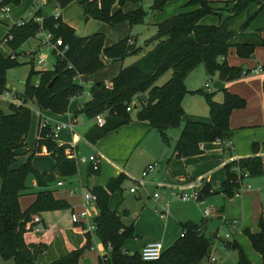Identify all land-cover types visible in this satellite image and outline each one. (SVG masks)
<instances>
[{"label":"trees","instance_id":"1","mask_svg":"<svg viewBox=\"0 0 264 264\" xmlns=\"http://www.w3.org/2000/svg\"><path fill=\"white\" fill-rule=\"evenodd\" d=\"M54 1L63 8L73 0ZM76 1L85 15L110 25L121 20L134 24L144 15L142 8L127 13H122L119 9L111 12L114 4L121 6L127 1L141 0ZM168 1L153 0L151 9L159 11ZM10 2L16 4L18 0H2L0 5ZM217 2L220 0H187L188 5H196L197 8L174 14L160 22L154 36L156 44L150 51L122 68L108 83L96 81L91 85L90 99L82 105L80 113L90 120L103 114L105 123L103 126L94 123L85 133L87 141L95 143L108 132L130 123L133 111L134 121L155 129L167 141V129L182 120L181 101L189 92L184 81L196 66L203 64L209 76L216 71L219 79L226 81L243 77L250 71L242 66H230L226 56L233 50L242 59L250 58L256 47L264 46L260 35L264 24L251 27L255 19L264 17V0H224L222 2L229 5L224 18L211 6ZM207 14L216 15L219 21L216 24L201 23V18ZM41 30L51 32L54 40L60 38L67 49L61 56L52 51L54 63L51 69L36 70L33 61L30 62L32 68L24 79L19 104L7 103L6 107H2L0 101V258L7 264H41L43 256L51 251L54 233L47 229L34 233L25 229L26 223L40 212L70 208L67 201L55 198L52 190L48 189L49 184L56 179L52 172H39L32 167L30 161L13 166L19 156L17 149L25 146L31 122V109L26 103L30 100L41 109L63 114L68 110L70 99L83 90L75 81L76 76L90 75L100 70L103 67L102 53L108 59L123 60L139 52V48L129 41L130 37L105 46V34L102 32L78 35L73 27L62 21L59 14L42 17L40 22L32 18L15 22L3 36L7 38L6 45L10 52L6 55L0 52V94L7 90L6 71L23 64L18 59L22 45L35 38ZM34 53L35 51L30 52V55L33 56ZM167 70L171 71L170 77L158 85V79ZM35 75L40 76L38 84L31 82ZM197 92L205 98L210 121H184L174 146L177 157L201 154L202 143L229 141L232 138L230 115L233 110L244 106L242 97L225 88L222 89L221 101L214 100L213 93L202 88ZM133 102L136 103V108H133ZM130 103L131 108L127 110ZM252 146V156L233 159L223 165L222 194L234 196L240 190L244 177L264 175V142L261 145L254 142ZM42 148L53 159L54 169L59 177L66 178L77 173V164L68 155L69 147L53 140L50 125L39 124L35 146L31 151L33 154L40 153ZM260 150L263 155H258ZM87 170L93 172L91 167ZM30 173L34 176L38 189L34 192V200L22 210L19 197L28 186L26 179ZM121 180L122 176L112 178L105 187L96 186L91 190L96 196L95 204L99 209V213L93 218L97 226L95 235L102 246L110 243L112 247L107 259L98 257L97 264H200L209 253L211 241V237L204 234V223H181L180 235L154 261H144L139 252L128 253L123 248L124 241L133 237V226L124 225L121 213L108 207L109 194L120 188ZM214 193V190L209 192L208 186H203L199 190V200ZM257 226L256 232L245 228L243 233L253 250L259 254L260 264H264V217L259 218ZM89 234L86 232L77 245H65L66 251L47 264H78L91 246ZM232 246L238 250L239 264H251L237 243L233 242Z\"/></svg>","mask_w":264,"mask_h":264},{"label":"rangeland","instance_id":"2","mask_svg":"<svg viewBox=\"0 0 264 264\" xmlns=\"http://www.w3.org/2000/svg\"><path fill=\"white\" fill-rule=\"evenodd\" d=\"M51 3L57 4L54 0H20L16 5L8 3L6 4L8 6V11L1 14L2 19L0 20L9 23L13 21H25L31 17L36 21L42 14L49 15L61 12L63 18L73 26L78 35H90L95 32H102L105 34V46H110L121 38L130 37L134 40L132 45L139 48L137 54L129 55L123 60H109L102 53L101 59L103 61V67L100 70L90 75H77L75 81L83 87V90L80 93V99H70L68 106V111L70 113L76 112L77 102H86L87 98L90 96V87L94 82L112 79L122 68L137 61L154 47L156 44L154 36L157 31V25L160 22L174 14L197 8L196 5H188L187 0H169L161 10L153 11L151 9L153 0H141L140 2L127 1L121 6L114 4L111 8V12L119 9L122 13H127L142 8L144 11L142 19L134 24H130L127 20H121L114 25H110L85 15L83 9L76 0L71 1L63 8L57 6L56 11L53 6H50ZM211 6L222 18L227 15L229 5L221 0ZM36 12H38L37 16ZM33 13L35 14L33 15ZM200 21L206 24H215L217 22V16L207 14L204 15ZM263 24L264 17L261 16L252 22L251 27L261 26ZM261 36L264 40V29L261 31ZM5 44L2 38L0 40L1 51L7 48L4 46ZM36 45L37 39H30L26 42L24 47L33 50ZM43 50L47 52L46 48H43ZM30 52L32 51L22 53L19 61L23 64L15 69L7 70L5 74V86L8 88V91L12 92V95L17 98H19V95L23 92L24 79L32 68L30 62L33 61L34 69L36 70H47L53 67L54 56L52 54L47 56L46 61L42 65H37L36 55L32 57ZM253 56L254 58L241 59L233 50L227 53L226 61L230 66H242L245 70H250L245 76L230 81L220 80L218 72L216 71L209 76L203 64L196 66L186 76L184 81L189 92L183 96L181 101L183 109L182 120L176 126L167 129V141H164L160 133L155 129H148L145 124L134 121L135 111H133L130 115L132 119L130 124L119 127L117 131L108 132L103 137L104 139L99 145V153L94 149L83 148L81 149L80 156H78V158H87L94 154H99L100 156H97L99 173L92 181L83 183L87 187L104 186L108 180L122 176L121 187L110 197L109 206L113 209L116 208L121 213L124 222L135 220L136 223L134 225L136 232H141L146 238L156 234H166L171 239H174L180 235V223L184 222V220H192L198 225L204 223V233L211 237V241L209 253L203 257L200 264H239L238 250L232 248L233 242L237 243L242 248L251 264H260L261 262L259 254L253 250L243 230V234L241 232H234L230 227V222L226 221V218H239L241 213L244 214L245 212L246 214V204L244 203L242 208L239 202L240 199L236 198L235 195L228 197L218 191L219 189L221 190V183L224 180L223 165L218 166V163L237 154H239V157L252 155V144L256 142L261 145L262 142H264V46L255 49ZM170 75V70L165 71L158 79L157 84H163ZM39 79L40 76L35 75L32 77L31 82L33 84H38ZM206 83L209 85V89L205 87ZM200 88L212 92L213 99L216 101L222 100V89L225 88L227 91L242 97L244 99V106L233 110L230 115L229 127L232 130V138L229 142L226 141L229 145L228 148L220 141H213L205 143L202 146L203 152L199 155L188 158L177 157L174 155V146L180 135L184 121H210L208 105L205 98L197 92ZM7 103L8 102H2V107H6ZM130 105L131 103L128 106ZM31 115V126H29L25 138L28 149L23 150L27 156H23V161L31 157L29 161L35 170H51V158L46 155L35 154L33 156L30 150L35 146L34 112H32ZM84 120L85 119L80 115L77 117V124L74 125V132L83 137L87 131L86 126H88L87 124H81ZM154 163H156L154 169L144 177L146 182L145 187L137 189L135 193L129 192L131 187H135V180L141 178V173L147 165ZM19 164H21V160L17 159L13 166L16 167ZM86 164L88 167H91L89 162H86ZM78 170L79 169H77V172ZM97 170H93V173ZM207 170L210 171L202 177L211 179L210 184L203 179L198 183L197 189L200 190L203 186H208L209 192L215 189V193L206 196L204 198V204L200 205L199 201L194 200L181 202L177 199L176 194L179 193L177 187L179 188V186L176 187V185H195L198 182L197 179H199L198 175L204 174ZM82 171L83 170L80 171V175L82 174L81 176H83ZM157 172L161 175L160 181H157L160 183V186H154L156 182L154 174ZM33 177L31 173L27 176L26 184L28 186L24 190L25 193H29L31 190L33 192L34 188L30 186ZM58 180H61V178H56L53 184H56ZM247 183L250 184L251 191L256 192V190L259 189L264 217V175L247 176L242 184L245 186ZM79 185L80 182L77 178L74 180L73 186L77 188ZM215 185L217 188H213ZM218 187L220 188L218 189ZM168 188L172 191L171 195L167 193ZM154 192L160 195L158 201H155L153 198ZM54 194L72 203V212L77 213L82 209V189H73V193L69 194V190L63 188L55 191ZM254 194L256 195V193ZM240 195L241 192L238 196ZM32 198L30 194L22 195L19 198L20 207L28 205ZM249 199H257V196ZM254 203L255 206H258L256 201H254ZM165 204L169 205L170 211L165 216H162L159 212L160 206ZM209 206L224 208V213L222 212L223 215L221 217L209 216L204 218L202 210L204 207ZM70 213V210L63 209L58 212L50 211L45 216L49 217L54 223H57L59 228L65 230L71 228V223L69 221ZM98 213L99 209L95 203L89 207V217L91 219L96 217ZM246 224L251 227L254 221L252 219L250 220L249 216H247ZM54 232L56 236L50 245L51 251L43 256L42 260H40L41 264H47L66 251L60 237V230L57 229ZM215 232L217 238L212 236ZM226 233L231 234V236L224 239L223 237ZM84 234L85 233L77 234L80 241L72 238L74 241H71V243L75 245L80 243L85 237ZM89 237L91 239V246L84 252L78 264L98 263V248L100 249L102 246L95 233H90ZM135 246L137 247V244L133 243L131 240L128 241L127 247L130 252H133ZM99 251H103V248ZM212 257L215 258V261L211 260ZM0 262L4 263L1 258ZM7 263L8 262L5 261V264Z\"/></svg>","mask_w":264,"mask_h":264},{"label":"crops","instance_id":"3","mask_svg":"<svg viewBox=\"0 0 264 264\" xmlns=\"http://www.w3.org/2000/svg\"><path fill=\"white\" fill-rule=\"evenodd\" d=\"M2 0H0V2H1ZM14 1V0H13ZM19 1L20 0H18V2L16 3V4H18L19 3ZM221 1H224V0H221ZM13 4V5H16L14 2H10L9 4ZM50 6H53V8L55 9V11H56V9H57V4H52L51 3V5ZM82 8V7H81ZM57 13H59V12H57ZM35 13H33V15H34ZM42 14V13H41ZM49 15H53V14H49ZM49 15H43L42 14V16L40 17V18H42V17H46V16H49ZM59 15H60V17H61V19H62V21L63 22H65L66 24H68V25H70V23L69 22H67L64 18H63V16H62V13L60 12L59 13ZM31 18V17H30ZM39 18V19H40ZM219 21V19H218V17H217V22ZM15 22H18V21H13V22H2L1 21V23H0V38L2 39L3 38V36L6 34V32L8 31V28L10 27V25H12L13 23H15ZM201 22V21H200ZM216 22V23H217ZM202 23V22H201ZM215 23V24H216ZM203 24H206V23H203ZM207 24H209V23H207ZM71 26V25H70ZM71 27H73V26H71ZM260 35H261V33H260ZM81 36H85V35H81ZM262 37V36H261ZM0 39V40H1ZM34 39H37V45H36V47H34L33 48V50L31 49V48H25L24 46L26 45V42L22 45V47H21V49H20V55L22 54V53H26L27 51H32V52H34L35 51V53H34V55L32 56V57H34L35 56V54L38 52V50H39V48H40V44H39V39H38V37L37 36H35V38H33V40ZM29 41V40H28ZM129 41L132 43H134V40L132 39V38H130L129 39ZM4 46H6L7 47V45L5 44ZM259 47H263V46H258V47H256L255 49H257V48H259ZM254 49V50H255ZM0 52L3 54V55H6V54H8L10 51H9V48L7 47V48H5L3 51H1L0 50ZM20 55L18 56V59L20 58ZM250 58H254V56H252V57H250ZM242 59V58H241ZM246 59H249V58H246ZM110 60V59H109ZM53 63H54V61H53ZM53 65V64H52ZM247 70H249V69H247ZM95 77V76H94ZM96 80H99V79H96ZM111 80V78L110 79H107V80H104V82L105 83H108L109 81ZM207 89H209V85H208V88ZM7 90H8V88H7ZM90 94V93H89ZM81 98V94H79V95H76V96H73L72 97V99H74V100H78V99H80ZM90 99V96H89V98H87V100L86 101H88ZM3 102V101H2ZM85 102L84 101H81V102H77V107H76V112H74V113H70L68 110H67V112H65V113H63V114H56V113H53V112H51V111H49V110H45V109H41V108H39L35 103H33L32 101H28V103H26V105H28L29 107H30V109H31V114H32V112H34V116H35V125H34V139H35V141H36V139H37V130H38V126H39V124L42 122V121H44L45 119H47L48 120V125H50L52 128L57 124V123H67V122H72V124H73V130L72 131H70L69 129H65V128H62V129H60L59 131H58V133H57V136L56 137H54L53 138V140L57 143V144H59V145H67L68 147H69V151H70V155L74 158V160H76L75 159V157H78V156H80V152H81V149H83V148H89V149H94V150H96L97 151V153H99V145H100V143L103 141V137L101 138V139H99V140H97L95 143H90L89 141H87V139L85 138V136L83 137V136H80L79 134H76L75 132H74V125L75 124H77V117L78 116H82L85 120L83 121V122H81V124L83 125V124H87L88 126H86L87 128V130L95 123V119H92V120H90V119H87L85 116H84V114H82V113H80V108L82 107V105L84 104ZM134 103V102H133ZM135 105H136V103H134ZM133 104V105H134ZM46 112H49V113H46ZM51 114H53V115H51ZM32 116V115H31ZM230 120V119H229ZM128 124H130V123H128ZM128 124H126V125H128ZM30 126H31V122H30ZM147 126V125H146ZM148 127V126H147ZM119 129V128H118ZM148 129H150L149 127H148ZM113 131H117V129L116 130H113ZM87 132V131H86ZM111 132V131H110ZM221 142V141H220ZM229 142V141H228ZM228 142H221L224 146L226 145L227 146V148L229 147V145L227 144ZM205 143H202L201 144V148H202V146L204 145ZM25 145L26 146H24V147H22V148H20V149H17V153H19V156H18V158L17 159H19V160H21V164L22 163H24V162H26V161H23L24 160V157L23 156H27V155H25V152L23 151V150H25V149H28V146H27V142H25ZM225 148V147H224ZM223 148V149H224ZM33 149V148H32ZM32 149H30V150H32ZM44 148H42V152H40V153H36L37 155H46V153L44 152V150H43ZM69 151H68V153H69ZM22 154H24V155H22ZM35 155V153L33 154V156ZM175 155V154H174ZM253 155V154H252ZM252 155H249V156H252ZM258 155H263V152L260 150L259 152H258ZM46 156H48V155H46ZM49 157V156H48ZM241 157H246V155H244V156H241ZM49 158H51V157H49ZM183 158V157H182ZM188 158V157H187ZM237 158H240L239 157V154H237V155H233V156H230L229 158H226L225 160H223V161H221V162H219L218 163V166H221V165H224L225 163H227V162H229V161H231V160H233V159H237ZM52 159V158H51ZM51 162H52V164H51V166H52V168H51V170H46V171H40V170H37V171H39V172H52L54 175H55V177L56 178H61V180H58V181H61L62 182V184L61 185H58L57 184V182L58 181H56V184H53V182L52 183H50L49 184V186H48V189H50V190H52V192H53V195H54V197L55 198H58V199H64L63 197H59V196H57V195H55L54 194V192L55 191H58V190H61V189H68L69 190V194H72L73 193V189H82V191L83 190H89V191H91L92 190V188L93 187H96V186H91V187H87L86 185H84L83 183H87V182H89V181H92L97 175H98V173H99V168H98V170L95 172V173H91V172H89L87 169H88V165L86 164V163H78L77 164V169H79L78 170V172L75 174V175H73V176H70V177H66V178H64V177H59L58 176V174H57V172H56V170L54 169V161H53V159L51 160ZM20 165V164H19ZM79 167V168H78ZM81 170H83L82 171V173H83V176H81L80 175V171ZM210 170H207L204 174H199L198 175V178L199 179H197V184L201 181V180H203V179H205L207 182H209V184H210V182H211V179H209L208 177H202V176H205V174L206 173H208ZM160 177H161V175H160V173L159 172H157V173H155L154 174V179L156 180V182L157 181H160ZM201 177V178H200ZM78 178V180H79V182H80V185L79 186H77V188H75L76 186H73V183H74V180H76ZM245 178H247V177H244L243 178V180L241 181V195L240 196H238V195H235V197L236 198H238V199H240V204H241V206L245 203L246 204V209H245V211H246V214H245V212H244V214L243 213H241V216L238 218V217H236V218H226V221H228V222H230V227H231V229L235 232H241L242 233V230L243 229H245V228H248L251 232H256L257 230H258V226H257V223H258V220H259V218L262 216L263 217V208H262V202H261V200H260V191H259V189H257L256 190V192L255 191H251V187H250V184L249 183H247L245 186H243V184H242V182L244 181V179ZM109 181V180H108ZM107 181V182H108ZM151 181V180H150ZM151 182H153V181H151ZM156 182H155V185L154 186H156ZM159 183V182H158ZM107 184V183H106ZM106 184L103 186L102 185V187H105L106 186ZM160 184V183H159ZM30 186H32L33 188H34V190H33V192H32V190H31V192H29V193H25L24 192V194L23 195H27V194H30V195H32V200H31V202L34 200V198H35V195H34V192L37 190V186H36V180L33 178L32 179V181H31V183H30ZM177 186H179V187H181V186H186L185 184H182V185H176V187ZM249 186V187H248ZM120 187H121V185H120ZM167 188V187H166ZM213 188H217L216 187V185L215 186H213ZM220 187H218V189H219ZM120 189V188H119ZM177 189H178V187H177ZM217 189V190H218ZM213 190H215V189H213ZM218 191H220V189L218 190ZM92 192V191H91ZM116 192V190L114 191V192H111L110 194H109V200H110V197L112 196V194L113 193H115ZM171 192L172 191H170V188H168V190H167V193H168V195H171ZM135 193V192H134ZM254 193H256V195L254 194ZM243 195V196H242ZM249 196H251V197H255V196H257V199H252L253 200V207H252V200L251 199H249V198H251V197H249ZM20 198V197H19ZM178 199V198H177ZM65 200V199H64ZM65 201H67V200H65ZM83 201V200H82ZM254 201H256L257 203H258V206H255V203H254ZM30 202V203H31ZM68 202V201H67ZM29 203V204H30ZM69 203V205H70V208L69 209H67V210H70V212H72L73 211V207H72V203H70V202H68ZM28 204V205H29ZM199 204L200 205H202V204H204V200H202V201H199ZM28 205H26V206H24V207H21V209L23 210V209H25ZM108 207H109V209L110 210H115V209H113V208H111L110 206H109V201H108ZM214 207V206H213ZM204 208H206V207H204ZM204 208H203V210H204ZM215 208V207H214ZM242 208H243V206H242ZM216 209V215L215 216H211V217H221L223 214H222V212L224 213V208H215ZM117 210V209H116ZM203 210H202V214H203ZM242 210V209H241ZM58 211H60V210H54V212H58ZM48 212H50V211H45V212H40L38 215L40 216V218H41V220H42V223H43V225L47 228V230H50V231H52L54 234V236H53V240H54V238H55V230H57V229H59L60 230V237H61V240L63 241V244H64V246L66 245H73L72 243H71V241H74L72 238H75V239H78L79 241H80V239H79V237L77 236V234H79V233H82V231L80 230V227L78 226V225H76V224H73L72 222H71V220H70V216H69V221H70V223H71V228H67V229H65V230H62V228H59L58 227V224L57 223H54L49 217H46L45 215L48 213ZM71 214V213H70ZM247 216H249V218H250V220L252 219L253 221H254V224L251 226V227H249L247 224H246V217ZM203 217H204V215H203ZM205 218V217H204ZM207 218V217H206ZM121 221H122V223L124 224V225H132L133 226V237H131V238H129V239H127V240H125L124 241V243H123V248L128 252V253H134V252H139L140 251V249L146 244V243H149L150 241H153V240H160V241H162V243H163V245L165 246V248H167V247H169L177 238H174V239H171L170 237H168L166 234H156V235H154V236H152V237H145L143 234H141V232H136V230H135V220H133V221H128V222H124L123 220H122V217H121ZM138 221V220H137ZM188 221H191V222H193L192 220H184V222H188ZM233 221H235V223H233ZM184 222H182V223H184ZM181 224V223H180ZM203 227H204V224H203ZM205 234V233H204ZM226 234H229V233H226ZM226 234L224 235V239L225 238H229L230 236H231V234H229V237H226ZM243 234V233H242ZM206 237H209V236H207V235H205ZM214 238H217V234H216V232L212 235ZM212 237V238H213ZM129 240H131L133 243H135V244H137V247L135 246L134 247V250H133V252H130L129 250H128V241ZM100 245L102 246V244L100 243ZM103 248V246L99 249L98 248V257H99V254L102 252V251H99V250H101ZM248 258V257H247ZM215 261V260H214ZM1 263V262H0Z\"/></svg>","mask_w":264,"mask_h":264},{"label":"built area","instance_id":"4","mask_svg":"<svg viewBox=\"0 0 264 264\" xmlns=\"http://www.w3.org/2000/svg\"><path fill=\"white\" fill-rule=\"evenodd\" d=\"M7 11H8L7 5H0V19H2L1 14L5 13ZM58 14L59 13H56L55 15L57 16ZM36 21L40 22L41 18L40 19L37 18ZM20 22H22V21H18V23H20ZM36 36L38 37L39 44H40V48H39L38 52L35 54L36 58H37V61H36L37 65H42L46 61L47 56L49 54H51L53 50L56 51L57 55L61 56V55H63L64 50L67 49V45H63L62 40L60 38H57L54 40L52 33L49 31L41 30L38 32V34ZM3 40L6 43L7 38H3ZM60 47H62V49H60ZM43 48H46L47 52H45L43 50ZM256 70H258V69H256ZM256 70H254V71H256ZM205 87L208 88L207 83L205 84ZM0 101L8 102V103H14V104H19L21 102V100H19L15 96H13L12 92H9L8 90H5L2 94H0ZM130 108H131V106H128L127 110H130ZM94 119H95V123L98 126H103L105 123V119H104L103 114L97 115ZM40 124L42 126L48 125V120L45 119ZM62 128L69 129L70 131H72L73 130V124H72V122L57 123L53 128L51 127L52 138L56 137L58 131ZM68 155L70 157H72L69 153H68ZM97 156H99V154L90 155L87 158L75 157V159H76L75 162H76V164L89 162V164L91 165V168L93 170H97L98 169ZM155 165H156V163L147 165V167L141 173V178L135 180L136 185H135V187H131L129 189V192L134 193V192H136L137 189L145 187L146 182L144 180V177L147 176V174L154 169ZM57 184L61 185L62 182L58 181ZM156 185L160 186V184L158 182H156ZM197 186H198V184H195V185L189 184V185H186L183 187H179L178 188L179 193L176 194L177 198L181 202H187L189 200L201 201V200H199V190L197 189ZM240 192H241V188L236 195H238ZM82 193H83V196H82L83 201H82V206H81L82 209L79 210L77 213L71 212L70 220L73 224H76L81 228L82 233H86V232L95 233L97 226H96L95 222L93 221V218L91 219L89 217V207L91 205H93L94 203H96V196L89 190H83ZM153 198L155 201H158L160 198V195L157 192H154ZM169 211H170V209H169L168 204L160 206L159 212L161 213L162 216H165L166 214H168ZM203 215H204V217L215 216L216 215V209L213 206L206 207L203 210ZM233 223H235V221H233ZM25 229L26 230H32L34 233H41L44 230H46L47 228L43 225L40 216L38 214H35L32 216V219L26 223ZM226 237H229V234H226ZM111 249H112L111 244L107 243L106 246H103V251L99 254V257L106 260ZM164 250H165V246L163 245V243L161 241H153V242L146 243L140 249L139 254H140L141 259L144 261H154V260H157L160 258V256L162 255ZM211 260L214 261L215 258L212 257ZM0 264H5V263H0Z\"/></svg>","mask_w":264,"mask_h":264},{"label":"water","instance_id":"5","mask_svg":"<svg viewBox=\"0 0 264 264\" xmlns=\"http://www.w3.org/2000/svg\"><path fill=\"white\" fill-rule=\"evenodd\" d=\"M86 19H87V18H86ZM51 83H52V81L50 82L49 86L51 85ZM133 108H136V105H135V104L133 105ZM30 158H31V157L27 158V161H29Z\"/></svg>","mask_w":264,"mask_h":264}]
</instances>
